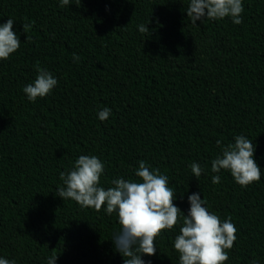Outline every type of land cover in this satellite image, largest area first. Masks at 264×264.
I'll use <instances>...</instances> for the list:
<instances>
[{
    "label": "trees",
    "instance_id": "obj_1",
    "mask_svg": "<svg viewBox=\"0 0 264 264\" xmlns=\"http://www.w3.org/2000/svg\"><path fill=\"white\" fill-rule=\"evenodd\" d=\"M241 23L193 24L187 0H0L20 46L0 60V256L16 264H122L111 214L58 196V172L78 155L104 161L103 187L155 167L187 212L199 192L210 211L230 217L236 240L223 264H264V0H242ZM144 24L148 30L138 31ZM79 56L73 61L72 54ZM47 68L57 85L29 102L22 92ZM109 107L104 121L96 112ZM244 135L260 179L241 186L211 173L221 144ZM204 171L197 179L189 165ZM220 181L211 182L212 175ZM179 219V217H178ZM178 227L155 238L151 264H177Z\"/></svg>",
    "mask_w": 264,
    "mask_h": 264
},
{
    "label": "clouds",
    "instance_id": "obj_2",
    "mask_svg": "<svg viewBox=\"0 0 264 264\" xmlns=\"http://www.w3.org/2000/svg\"><path fill=\"white\" fill-rule=\"evenodd\" d=\"M61 6L69 0H58ZM242 0H187L185 12L193 24L207 20L231 19L233 24L241 23ZM13 19L0 23V60L8 59L20 46L19 34L13 30ZM138 31L148 30L144 24L137 25ZM73 61L79 56L72 54ZM35 78L22 87L29 102L45 97L57 85L56 77L45 67L34 65ZM111 109L107 106L96 112L97 119L104 121ZM219 154L210 162L211 173L226 170L234 182L246 186L260 179V169L254 159V147L244 135L234 136V143L221 144ZM189 168L197 179L204 169L193 161ZM104 172V161L96 155L81 154L66 170L58 172L61 184L58 196L71 199L81 207L101 210L105 214L115 211L119 229L112 234L115 250L123 257L122 264H151L150 259L157 251L155 238L161 230L178 227V234L172 240V248L178 253L177 264H223L228 260V251L236 240V228L230 217L220 219L210 211L199 192L187 195L188 209L185 214L173 200L175 192L169 187L168 177L155 167L146 166L144 160L138 162L135 177L125 179L117 176L110 180V187H103L100 178ZM220 181L219 175H212L211 182ZM179 217V219H178ZM55 253L45 257L46 264H56ZM0 264H16L15 259L0 256ZM250 264H259L256 258Z\"/></svg>",
    "mask_w": 264,
    "mask_h": 264
}]
</instances>
